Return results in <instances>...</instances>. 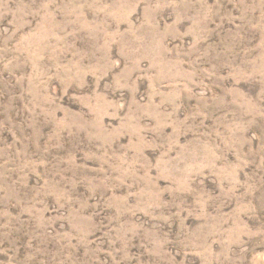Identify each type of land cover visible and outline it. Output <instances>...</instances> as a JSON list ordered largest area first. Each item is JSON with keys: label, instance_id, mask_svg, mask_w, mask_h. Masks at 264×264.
Wrapping results in <instances>:
<instances>
[{"label": "rangeland", "instance_id": "1", "mask_svg": "<svg viewBox=\"0 0 264 264\" xmlns=\"http://www.w3.org/2000/svg\"><path fill=\"white\" fill-rule=\"evenodd\" d=\"M0 264H264V0H0Z\"/></svg>", "mask_w": 264, "mask_h": 264}]
</instances>
